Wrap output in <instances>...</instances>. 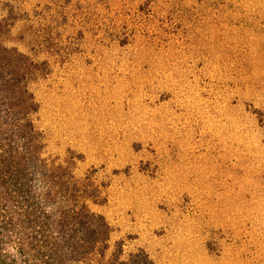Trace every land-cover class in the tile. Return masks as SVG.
Listing matches in <instances>:
<instances>
[{
    "label": "rangeland",
    "instance_id": "1",
    "mask_svg": "<svg viewBox=\"0 0 264 264\" xmlns=\"http://www.w3.org/2000/svg\"><path fill=\"white\" fill-rule=\"evenodd\" d=\"M0 22L44 63L48 166L107 223L85 264H264V0H0Z\"/></svg>",
    "mask_w": 264,
    "mask_h": 264
},
{
    "label": "trees",
    "instance_id": "2",
    "mask_svg": "<svg viewBox=\"0 0 264 264\" xmlns=\"http://www.w3.org/2000/svg\"><path fill=\"white\" fill-rule=\"evenodd\" d=\"M3 29L0 22V264H85L107 223L89 210L88 188L48 166L31 89L44 63L3 46Z\"/></svg>",
    "mask_w": 264,
    "mask_h": 264
}]
</instances>
